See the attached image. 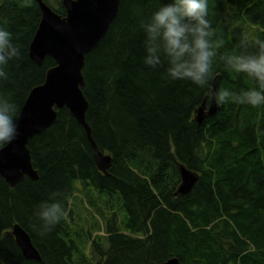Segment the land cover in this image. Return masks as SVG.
<instances>
[{"label":"trees","instance_id":"1","mask_svg":"<svg viewBox=\"0 0 264 264\" xmlns=\"http://www.w3.org/2000/svg\"><path fill=\"white\" fill-rule=\"evenodd\" d=\"M64 16L61 0H43ZM159 0H121L106 35L85 58L82 89L86 122L99 151L111 158L99 170L86 131L62 108L52 125L27 143L38 179L11 186L0 175L2 264H264V106L228 103L201 123L194 118L209 89L168 82L164 67L143 63L142 20ZM210 16L225 47L247 37L264 42V0H209ZM41 12L36 0H0V27L21 50L5 66L0 95L17 106L42 84L55 61L38 65L29 44ZM216 90L254 87L214 65ZM213 82L211 84L212 89ZM197 173L190 192L176 194L180 166ZM64 193L67 215L40 236L36 208ZM94 213L86 225L82 212ZM119 215L124 217L120 224ZM30 236L39 259L25 258L11 230ZM103 232V233H101Z\"/></svg>","mask_w":264,"mask_h":264},{"label":"water","instance_id":"2","mask_svg":"<svg viewBox=\"0 0 264 264\" xmlns=\"http://www.w3.org/2000/svg\"><path fill=\"white\" fill-rule=\"evenodd\" d=\"M41 18L29 44L30 58L40 65L46 56L55 61L47 70L44 82L28 94L18 116L19 135L11 144L0 149V175L14 186L25 176L37 180L33 169L28 140L49 128L57 110L66 108L81 123L93 150L96 164L102 172L110 166L111 158L99 151L86 122L88 102L82 89L85 86L83 68L86 55L106 35L110 24L118 14L121 0H62L65 16L57 14L43 0H36ZM218 77L212 90L217 88ZM217 106L203 102L195 109L194 118L201 123L206 115L213 114ZM181 183L176 194L190 192L198 176L180 166ZM11 233L22 255L27 259H39L40 254L29 234L18 224ZM159 264H179L171 258Z\"/></svg>","mask_w":264,"mask_h":264},{"label":"clouds","instance_id":"3","mask_svg":"<svg viewBox=\"0 0 264 264\" xmlns=\"http://www.w3.org/2000/svg\"><path fill=\"white\" fill-rule=\"evenodd\" d=\"M209 0H159V6L140 24L144 34L143 63L150 69L164 67L162 78L168 82L187 81L209 89V100L216 106L228 103L264 106V42L250 44L242 38L234 51H221L225 47L217 28L209 19ZM21 50L14 43L13 34L0 27V80L7 79L5 66L18 59ZM217 60L233 79L245 76L254 87L234 94L228 89L215 91ZM17 106L0 95V149L11 144L19 135ZM64 193L52 192L49 201L35 210L39 221L38 232L46 236L67 215ZM2 264V262H0Z\"/></svg>","mask_w":264,"mask_h":264},{"label":"rangeland","instance_id":"4","mask_svg":"<svg viewBox=\"0 0 264 264\" xmlns=\"http://www.w3.org/2000/svg\"><path fill=\"white\" fill-rule=\"evenodd\" d=\"M94 213V210L92 209V208H90L89 210H87V211H84L83 210V212H82V220H83V222H84V224L86 225V221L87 220H89V221H91L92 220V218H94L93 216H92V214ZM124 221V217L122 216V215H119V222H120V224L122 223Z\"/></svg>","mask_w":264,"mask_h":264}]
</instances>
